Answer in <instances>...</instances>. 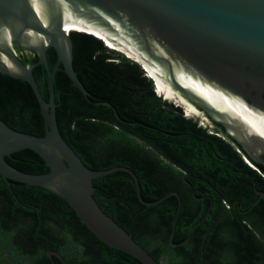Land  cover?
I'll return each mask as SVG.
<instances>
[{
  "label": "trees",
  "instance_id": "16d2710c",
  "mask_svg": "<svg viewBox=\"0 0 264 264\" xmlns=\"http://www.w3.org/2000/svg\"><path fill=\"white\" fill-rule=\"evenodd\" d=\"M69 35L73 68L88 91V98L71 85L62 70H57L53 83L55 114L61 135L82 161L92 169L115 165L131 168L146 201L177 189L183 171L188 169L205 178L211 188L223 194L222 200L232 205L223 208L217 222L212 209L192 229L185 243L176 244L187 237L210 203L208 198L196 215L179 191L183 203L172 239L176 245L168 241L178 205L174 195L144 205L136 198L131 176L120 170L93 178L92 194L99 206L160 262L165 258L166 264H264V201L254 203L258 198L256 189L264 192V166L247 159L249 165L235 148L242 151L238 145L234 147L198 125L193 118L184 116L180 106L158 96L152 80L138 63L119 52L112 56L104 42L92 34L72 31ZM46 56L52 68L55 50L49 47ZM18 57L26 65L37 62L34 52H20ZM32 73L48 100L43 64L34 65ZM102 100L109 101L118 116L108 106L94 103ZM0 119L19 131L44 133L43 117L29 84L2 72ZM160 155L174 161L179 169L160 160ZM261 158L264 159V152ZM6 160L25 172L49 170L44 160L28 148L12 152ZM233 181L235 185L231 187ZM250 206L255 207L247 215L242 214V209ZM257 233L261 238L256 237ZM62 234L66 246L58 244L57 238ZM68 247L75 248L71 249L75 255L67 253ZM49 248L60 250L69 264L100 260L143 264L99 240L59 196L39 186L6 181L0 175V264H14L9 259L15 252L31 259L36 250L39 260L35 264H51L46 256ZM6 252L8 257L4 256Z\"/></svg>",
  "mask_w": 264,
  "mask_h": 264
},
{
  "label": "water",
  "instance_id": "95a60500",
  "mask_svg": "<svg viewBox=\"0 0 264 264\" xmlns=\"http://www.w3.org/2000/svg\"><path fill=\"white\" fill-rule=\"evenodd\" d=\"M63 24L84 26L132 51L199 113L186 115L182 102L161 98L180 106L184 116L209 130L219 125L247 159L264 166L260 156L264 152V0H0V72L29 84L44 123V133L37 135L14 129L0 119L1 177L48 190L65 200L80 221L108 246L143 264H161L99 206L92 194L93 178L120 170L127 172L144 205L174 195L178 205L168 239L171 244L185 243L200 221L182 242L173 243L181 206L177 191L146 201L131 168H89L61 135L55 114L56 71L62 70L71 85L88 98L73 68L69 35L72 31L88 32H67ZM49 47L56 53L52 68L46 56ZM20 52H34L37 62L24 64L18 57ZM124 56L146 71L139 60ZM38 63L46 72L48 100L32 73ZM147 77L155 84L148 72ZM94 103L108 106L118 116L109 101ZM25 148L38 154L49 170L25 172L6 160L12 152ZM47 255L52 264H57L52 256L68 264L59 252L49 251ZM93 264L112 263L100 260Z\"/></svg>",
  "mask_w": 264,
  "mask_h": 264
},
{
  "label": "flooded vegetation",
  "instance_id": "af4514ba",
  "mask_svg": "<svg viewBox=\"0 0 264 264\" xmlns=\"http://www.w3.org/2000/svg\"><path fill=\"white\" fill-rule=\"evenodd\" d=\"M197 124H198V122H197ZM198 125H200V124H198ZM207 130H209V129L207 128ZM209 131L210 132L215 131L214 133H216L218 136L222 137L223 139L230 141V143L234 147L237 145L232 139H230L229 137H227L224 134L223 129L219 125H215L214 131L213 130H209ZM135 138L139 139L140 142H143L141 138H139V137H135ZM235 148L238 149V147H235ZM237 151L241 155H243L242 151H240V150H237ZM261 154H262V152H261ZM261 154H260V156H261ZM159 159L164 161V162L172 163V165L176 169H179V166L174 161H171L168 157H165L164 155H160ZM188 171H189L188 169L186 171H183V174L181 175L180 180L179 181L177 180L179 182L178 188L170 190V191H177L178 193H179V191H181V193L184 195V199H185L184 201L190 205L191 209L194 211V213L196 215H199V213L202 211V209H204V207L206 206V200H208V198H209L210 199L209 207L207 208L204 216H202V218L199 220L200 222L199 221L198 222L201 223L204 220V218L208 214H210L212 209L215 210V214L217 217L216 222H217L219 220V218H221L223 208L224 207L226 208L227 206H230L231 204L229 202H227L225 199L222 200L223 194L220 191H218L217 189H215V187L211 188V184L205 178H203L202 176H200L196 173H192V172H188ZM234 185H235V182L233 181L230 186L232 187ZM170 191H168V192H170ZM255 192L258 193V198L256 199V201L254 203H256V202L262 203L264 201V196H262V194H264V192H259L257 189ZM135 195H136V191H135ZM179 196H180L181 206H182L183 199H182L180 193H179ZM136 198H137V195H136ZM137 200H138V198H137ZM181 206H180V209H181ZM231 207H232V205H231ZM240 207H241V205H240ZM254 207L251 208V206H250V208H243L242 214L247 215L249 213V210L253 209ZM256 237L261 238L259 233L256 234ZM64 238H65L64 235L62 237L59 236L57 238L58 244L62 243L63 245H65L64 243L66 240H64ZM62 247L64 249H67L64 246H62ZM71 249H72V247L71 248L68 247L67 253H69V252L72 253ZM72 250L74 251L75 248H73ZM38 251L39 250H36L35 253L33 255H31V259H27V260L24 258V256L21 254V252H15V254L13 255V259L10 258L9 261L11 263H14V264H35V261L39 260L38 259V255H39ZM49 251L59 252L64 257V259L66 260L65 256L63 255V253L60 250L55 249V248H49L48 250H46V256H47L49 261H50V259L47 255V253ZM41 252H42V250H41ZM72 254L75 255V252H73ZM4 256L8 257L7 252L4 253ZM52 257L55 259L57 264L58 263L62 264V262L57 257H55V256H52ZM73 258H75V256H73ZM66 262L69 264V262L67 260H66Z\"/></svg>",
  "mask_w": 264,
  "mask_h": 264
},
{
  "label": "bare ground",
  "instance_id": "6f19581e",
  "mask_svg": "<svg viewBox=\"0 0 264 264\" xmlns=\"http://www.w3.org/2000/svg\"><path fill=\"white\" fill-rule=\"evenodd\" d=\"M63 28L65 31L70 30H78V31H86L88 33H92L96 35V37L101 38L104 42V44L109 47L112 50H115L117 52H121L124 55L139 60L143 65L146 71L148 72L149 76L154 79L155 84L154 87L156 88L157 92L165 99L173 100L175 102H182L184 104V110L186 112V115H191L192 113H199L198 110L190 103L185 101L182 97L176 96L177 93L172 90L170 85L165 82V80H162L161 77L157 74V72L151 68L148 64H146L143 60H141L137 55H135L132 51L128 50L127 48L105 38L104 36L80 25H74V24H63ZM35 37L34 35H30V39L33 40Z\"/></svg>",
  "mask_w": 264,
  "mask_h": 264
},
{
  "label": "rangeland",
  "instance_id": "374dc122",
  "mask_svg": "<svg viewBox=\"0 0 264 264\" xmlns=\"http://www.w3.org/2000/svg\"><path fill=\"white\" fill-rule=\"evenodd\" d=\"M107 47V46H106ZM108 48V47H107ZM109 51H110V54L112 55V56H117L118 55V52L117 51H114V50H111V49H109ZM121 53V52H120ZM119 53V54H120ZM121 54H123V53H121ZM168 101V100H167ZM168 102H170V101H168ZM192 118V117H191ZM258 149H260V148H258ZM161 262L163 263V264H166V259L165 258H162L161 259Z\"/></svg>",
  "mask_w": 264,
  "mask_h": 264
},
{
  "label": "built area",
  "instance_id": "2783aa9c",
  "mask_svg": "<svg viewBox=\"0 0 264 264\" xmlns=\"http://www.w3.org/2000/svg\"><path fill=\"white\" fill-rule=\"evenodd\" d=\"M105 45V44H104ZM109 48V47H108ZM110 49V48H109ZM112 50V49H111ZM115 51V50H114ZM145 72V75L147 76V72L146 71H144ZM153 86H154V84H153ZM154 91H155V93L158 95V96H160V94L157 92V90H156V88L154 87ZM237 150H239V149H237ZM242 157H243V159L249 164V165H251L250 163H249V161L247 160V158L244 156V155H242Z\"/></svg>",
  "mask_w": 264,
  "mask_h": 264
}]
</instances>
